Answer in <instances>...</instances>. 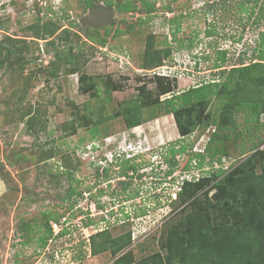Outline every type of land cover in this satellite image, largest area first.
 I'll use <instances>...</instances> for the list:
<instances>
[{
  "label": "rangeland",
  "instance_id": "1",
  "mask_svg": "<svg viewBox=\"0 0 264 264\" xmlns=\"http://www.w3.org/2000/svg\"><path fill=\"white\" fill-rule=\"evenodd\" d=\"M147 1L154 9H145L142 0L134 1L135 11L121 10L132 0H92L90 7L85 0H0V264H111L110 252L92 255L88 240L105 226L100 222L105 211L96 202L112 198L134 217L110 226V238L133 230L136 260L157 251L152 239L157 232L163 238L185 206L176 195L181 179L197 177L198 172L183 170L190 160L187 153L168 154L177 141L191 152L204 150L215 134L224 141H217L214 149L222 145L223 153L210 161L214 163L209 171L222 168L223 174L196 192L193 199L201 198V203L216 202L218 190L211 188L217 181L229 186V180L238 182L244 175H264V129L259 127L264 125V85L251 84L248 71L225 78L240 60L244 66L254 63L264 33V0H180L172 4L173 12L163 11L170 0ZM40 4L45 7L38 12ZM96 7L110 10L111 23L81 26L79 21ZM51 26L56 28L53 34L43 36L44 27ZM102 38L105 44L100 45ZM149 40L153 50H162L159 63L144 61ZM221 52H226L225 63H220ZM56 54L59 60L54 61ZM214 64L220 65L214 69ZM253 75L263 79L264 67L255 68ZM212 82L218 86L198 111L201 124L180 136L173 115H164L161 102ZM88 84L95 86L96 98L82 92ZM162 89L170 92L162 94ZM256 101L261 107L252 111L248 103ZM131 106L140 119L128 129L120 114ZM220 124L225 128L218 131ZM94 128L98 135L92 138ZM159 150L167 152V162L156 159L155 165L161 162L158 179H138L134 173L129 188L120 193L118 181L123 178L115 166L109 180H96L94 167L106 164L103 156L124 160L135 154L142 174L153 169L148 163ZM173 162L172 175L163 177ZM69 186L82 197L74 194L62 200ZM205 190H211L207 196ZM93 194L99 199L91 198ZM142 209L148 211L144 217ZM45 214L58 219L48 223L52 233L40 247ZM22 219L30 220L33 231L26 244L17 233ZM62 229L67 234L53 238Z\"/></svg>",
  "mask_w": 264,
  "mask_h": 264
},
{
  "label": "trees",
  "instance_id": "2",
  "mask_svg": "<svg viewBox=\"0 0 264 264\" xmlns=\"http://www.w3.org/2000/svg\"><path fill=\"white\" fill-rule=\"evenodd\" d=\"M134 1L135 0H132V2L127 4L128 7H124L121 10L135 11L136 6ZM142 1L144 2L145 9H154L152 3L147 0ZM170 1V4L166 5L163 11L168 10L173 12L174 8L172 4H174L175 7V4L180 0ZM85 2L88 7L93 3L92 0H85ZM187 2H191V0H186L184 4ZM41 5L42 4L38 5V12L44 10L45 5ZM138 11L142 12L143 9H139ZM180 12L182 13V11ZM49 17H52L50 13ZM58 19L61 20L60 17H58ZM176 19L177 18H174L169 21L175 22ZM55 29V26H51V28L44 27L43 36H51ZM207 34L212 35L213 33L209 31ZM106 35H108V33ZM98 42L100 45L105 44V38L99 39ZM258 51V54L254 57V63L252 62L244 66L240 60L239 67L230 69L225 78L229 79L227 78L229 74L235 77V73L244 75V72L248 71L250 72L251 84L257 82L255 86L264 85V82H262L264 78L261 79L253 75L255 68L264 67V33L261 34ZM161 52L162 50L159 49L158 52L153 50L151 41H147L143 53L144 61L151 64L155 61L159 63L161 60ZM155 54L156 57L158 55L157 58H154ZM219 55H221L219 57L220 63H225L227 60L226 52H221ZM57 60H59L58 54L55 55L54 61ZM219 65L220 64H214V69L218 68ZM78 81L79 83L84 82V77L80 76ZM226 83L227 82L222 83L221 88L226 87ZM88 85V87H82V92L88 94L90 98H96L97 92L94 91L95 86L92 84ZM217 86L215 82L201 84L199 87L188 89L177 96H170L171 98L164 99L163 102H161L164 115H173L180 136H188L195 126L201 124V122L199 124V121L203 119H201V113H198V111L201 112L203 110L209 96L215 95V88ZM169 89H162V94L170 92ZM248 105V108L252 111H257L261 107L258 101L249 102ZM133 114H135L134 117L129 119L128 116H132ZM120 115L124 118L125 126L128 129L137 126L140 119L139 114L134 111L132 106L124 108ZM259 127L264 129V125H259ZM224 128V124H220L217 129L219 131ZM93 131L92 138L98 135L97 128H94ZM217 141H220L221 144L224 143V141L219 139L218 135L215 134L207 140L204 151L202 152H196L194 150H192L193 152H191V150L187 151L184 144H178L181 143V141H177L176 143L178 145L176 144L168 149V154L173 157H178L187 153L190 156V160L186 166L183 167V170H197L198 172L197 177L191 176V178H185L184 176V178L181 179L179 190L176 192V195H178L179 204L185 206L176 212L178 214L175 213L179 219L172 222L173 224L167 228L166 235L163 238H159L157 232V238L152 239V242L158 247L157 251L136 260L132 249L133 236L135 234L133 230H129L123 235L110 238L107 232L110 226L118 222H120V225L125 224L131 217H134L121 203L119 204L117 202L115 204V199L112 198L108 201L101 202V204L96 202L98 208L101 209L100 211H105L100 221L104 223L105 226L104 229L89 236L88 241L90 242L92 255L109 251L113 258L111 264H264V175L257 178L251 177V175H244L242 176L243 178L237 179L238 182L233 180L234 183H232V180H229V186L226 183L223 185L224 180L215 182L211 188V190H218L215 196L216 202L214 203H211L209 200L201 203L202 199L198 197L193 199L198 190H203L205 186L210 185L215 178H219L223 174L222 168L215 170L214 174L209 173L214 163L210 161H212L216 155L219 156V153H223L221 148L222 145H219V149H214L217 148ZM254 146H256V144H253L252 147ZM166 154L167 152L164 151L163 153V151L159 150L156 158L158 159L159 157L162 163L165 164V162H167V160H165ZM138 160L139 159L135 158V156L124 160H120L115 156H113L111 160H108V158L106 159V157L103 156L102 161L106 163L105 165L97 164L96 166L93 164L95 165L94 174L96 180H98V178L109 180L110 176L108 173L114 172L116 170L115 166L118 167L117 169H121L120 177L123 178L121 181H118V186L121 187L120 193H122V190L126 191L127 188H129L130 182L128 181L133 179L134 173H136L134 177L138 179L147 177L158 179V174H160L158 165L161 162L156 165V162L153 161L148 163L153 169L138 174V169L141 167L140 164H137ZM192 161L196 162L191 166ZM215 161L220 163V157ZM175 163L176 162H173L171 167H167L163 177H170L172 175V165H175ZM218 163H215L214 166L218 165ZM235 171L236 170H234V172ZM207 173L209 174L207 175ZM70 175L71 174L68 175V178ZM108 183L109 182H106V189L111 187V184ZM103 190L102 188L100 191ZM211 190H205V195L207 196ZM74 194L80 198L82 197L81 192H76L75 189L69 186L62 200H67ZM152 194L153 198L158 200V194L154 192ZM98 196L99 195L93 194L90 197L99 199ZM176 200L177 198L171 201L175 202ZM186 202L189 203L186 204ZM115 207L119 208V210L114 211L115 209L113 208ZM189 207L191 211L186 210V208ZM145 212L148 211L142 209L140 217H144L146 215L144 214ZM43 216L45 218H41V221L44 223V235L38 239L40 247H44L51 236L52 231L48 223H50L51 219H58L57 217L48 216L47 214ZM109 218H113L114 220L111 221ZM137 218L138 216H135V219ZM131 221V224L135 223L133 219ZM29 223L30 220L22 219L17 228V233L19 237L22 238V243L24 244L30 242L29 240L33 232L30 230ZM97 224L95 223L94 225L97 226ZM65 234H67V230L62 229L53 238L58 239ZM145 234L143 230L141 235L144 236ZM137 235L140 234L137 233ZM144 242H147V240ZM143 244L144 243L138 245L140 252L143 251L140 249Z\"/></svg>",
  "mask_w": 264,
  "mask_h": 264
},
{
  "label": "water",
  "instance_id": "3",
  "mask_svg": "<svg viewBox=\"0 0 264 264\" xmlns=\"http://www.w3.org/2000/svg\"><path fill=\"white\" fill-rule=\"evenodd\" d=\"M112 15L107 8H93L79 21L83 27L101 28L111 23ZM4 184L0 179V196L3 193Z\"/></svg>",
  "mask_w": 264,
  "mask_h": 264
},
{
  "label": "clouds",
  "instance_id": "4",
  "mask_svg": "<svg viewBox=\"0 0 264 264\" xmlns=\"http://www.w3.org/2000/svg\"><path fill=\"white\" fill-rule=\"evenodd\" d=\"M206 143H207V142H206ZM202 151H204V150H202ZM202 151H196V152H202ZM134 156L136 157L135 154H134V155H131L130 157H134ZM130 157H128V158H130ZM154 157H157V154H155ZM156 159H157V158H155V160H153V162H155ZM173 199H174V197H173Z\"/></svg>",
  "mask_w": 264,
  "mask_h": 264
},
{
  "label": "flooded vegetation",
  "instance_id": "5",
  "mask_svg": "<svg viewBox=\"0 0 264 264\" xmlns=\"http://www.w3.org/2000/svg\"><path fill=\"white\" fill-rule=\"evenodd\" d=\"M66 220V218H63V221H65ZM65 225H67V224H65ZM56 235V234H55Z\"/></svg>",
  "mask_w": 264,
  "mask_h": 264
},
{
  "label": "built area",
  "instance_id": "6",
  "mask_svg": "<svg viewBox=\"0 0 264 264\" xmlns=\"http://www.w3.org/2000/svg\"><path fill=\"white\" fill-rule=\"evenodd\" d=\"M126 157H130L129 155H127ZM54 234H57V233H54Z\"/></svg>",
  "mask_w": 264,
  "mask_h": 264
}]
</instances>
